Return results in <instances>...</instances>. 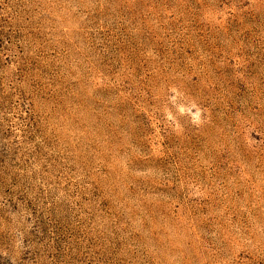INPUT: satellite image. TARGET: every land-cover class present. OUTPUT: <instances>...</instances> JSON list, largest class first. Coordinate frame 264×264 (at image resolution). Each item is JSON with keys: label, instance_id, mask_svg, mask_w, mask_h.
Returning <instances> with one entry per match:
<instances>
[{"label": "rangeland", "instance_id": "1", "mask_svg": "<svg viewBox=\"0 0 264 264\" xmlns=\"http://www.w3.org/2000/svg\"><path fill=\"white\" fill-rule=\"evenodd\" d=\"M0 264H264V0H0Z\"/></svg>", "mask_w": 264, "mask_h": 264}]
</instances>
